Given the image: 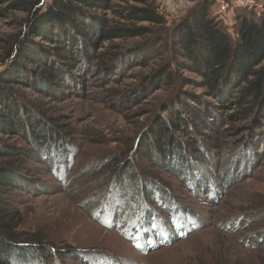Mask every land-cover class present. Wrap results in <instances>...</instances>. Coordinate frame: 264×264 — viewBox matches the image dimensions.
I'll return each instance as SVG.
<instances>
[{"label": "rangeland", "instance_id": "rangeland-1", "mask_svg": "<svg viewBox=\"0 0 264 264\" xmlns=\"http://www.w3.org/2000/svg\"><path fill=\"white\" fill-rule=\"evenodd\" d=\"M12 1L0 0V59L3 38L22 29L26 16L11 7ZM113 1L121 6H152L164 16L165 23L156 25L127 21L111 10H93L124 24L156 29L148 36L106 40L98 49L133 48L159 36L162 43L147 66L131 64L116 77L107 73L97 78L96 66L87 63L90 72L80 71L82 80L72 82L65 93L10 87L22 101L52 117L55 128L69 140L61 152L23 136L5 137L30 150L23 162L30 182L17 199L24 215L23 240L33 242L37 237L42 243L27 246L22 262L14 258L13 264H259L264 259V143L255 157L253 152L244 154L252 146L250 140L245 144L252 127L245 133L232 131L245 127L246 121L228 116L239 105L229 100L221 104L192 67H179L175 80L158 89L151 70L173 63L176 28L202 6L209 4V15L234 37L239 16H264V0H256L257 6L251 8L238 0ZM34 38L41 49L55 45L43 36ZM4 68L0 63V71ZM147 75L149 80L142 84ZM182 94L192 96L194 105L200 99L213 104L221 114L215 137H205L200 130L186 138L175 132L186 147L196 143L200 149L201 158L190 170L194 180L196 172L206 174L196 184L197 189L203 184L204 191L191 188L180 164L157 165L137 153L150 128L163 118L169 121L175 96ZM212 178L222 184L218 192Z\"/></svg>", "mask_w": 264, "mask_h": 264}, {"label": "trees", "instance_id": "trees-1", "mask_svg": "<svg viewBox=\"0 0 264 264\" xmlns=\"http://www.w3.org/2000/svg\"><path fill=\"white\" fill-rule=\"evenodd\" d=\"M11 7L23 11L26 16L22 19V29L3 38L0 59L1 66L5 67L0 71V264H13L14 258L22 262L27 246L42 245L37 237L33 238V242L23 240L21 226L24 215L17 199L22 194L20 191L27 190L30 182V177L25 176L28 169L23 163L30 150L5 140V137L23 136L37 146L45 143L47 147L61 152L69 145L63 130L55 128L52 117L22 101L18 92L10 87H35L41 92L50 88L56 94L65 93L71 90L72 82L82 80L80 71L89 70L87 63L96 66L95 71L100 73L97 78L102 74L116 77L131 64L147 66L162 43L159 36L133 48L116 46L119 49L107 52L98 49L106 40L148 36L156 29L124 24L93 10H111L127 21L146 20L156 25L165 23L164 16L152 6H121L113 0H13ZM208 7L209 4L202 6L176 28L172 40L176 52L173 63L168 61L151 70L154 72V83H158L154 89L162 87L163 83H172L177 73L175 70L179 67H192L202 75L204 86L210 89L212 95L219 97L221 104L229 100L239 105L240 108L228 116L244 120L246 125L232 131L245 133L246 128L252 127L245 137V144L249 140L252 142L251 149H244L243 152L247 156L253 152L251 155L255 157L257 147L264 143V16H239L235 36L232 37L219 20L209 15ZM37 35L55 42V45L52 49H41L38 39L34 38ZM172 64H175V69ZM149 78L150 75L143 77L142 84ZM232 89L237 91L233 100L230 99ZM193 99L183 94L175 96L174 109L172 107L173 110L168 111L169 121L166 118L157 121L137 153L157 165L176 168L180 164L187 170L184 175L181 169L182 175L188 179L191 188L199 192L206 187L202 184L197 189V179L204 178L206 174L195 171L197 178L194 180L190 168L193 161L199 159L197 152L200 149L196 143L186 147L183 140L178 136L176 138L175 132L186 138L189 134L194 136L195 130H200L205 137H215L221 114L213 104L196 99L199 105H194ZM172 157L173 160L169 161ZM39 161L43 162L42 159ZM211 182L218 187H214L215 192L222 188L220 181L212 178ZM163 221L166 224L167 221ZM41 260L44 262V259ZM259 264H264V259Z\"/></svg>", "mask_w": 264, "mask_h": 264}, {"label": "built area", "instance_id": "built-area-1", "mask_svg": "<svg viewBox=\"0 0 264 264\" xmlns=\"http://www.w3.org/2000/svg\"><path fill=\"white\" fill-rule=\"evenodd\" d=\"M239 3L243 6H248L249 8L253 7L256 5V0H238ZM257 6V5H256ZM261 6V5H260Z\"/></svg>", "mask_w": 264, "mask_h": 264}]
</instances>
